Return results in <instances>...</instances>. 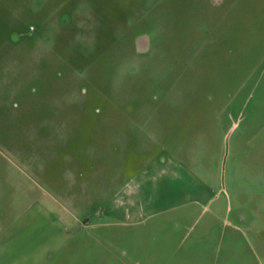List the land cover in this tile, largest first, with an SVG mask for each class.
Here are the masks:
<instances>
[{"label": "rangeland", "instance_id": "374dc122", "mask_svg": "<svg viewBox=\"0 0 264 264\" xmlns=\"http://www.w3.org/2000/svg\"><path fill=\"white\" fill-rule=\"evenodd\" d=\"M0 264H264V0H0Z\"/></svg>", "mask_w": 264, "mask_h": 264}, {"label": "flooded vegetation", "instance_id": "af4514ba", "mask_svg": "<svg viewBox=\"0 0 264 264\" xmlns=\"http://www.w3.org/2000/svg\"><path fill=\"white\" fill-rule=\"evenodd\" d=\"M223 2V0H217V2H214L213 0H210V3L213 5V6H219L221 5ZM62 20V24L63 25H66L69 20L66 17H63ZM141 46V48H139ZM150 47H151V44H150V41H149V37L147 35H140L139 37L136 38L135 40V50L138 54H147L149 51H150Z\"/></svg>", "mask_w": 264, "mask_h": 264}, {"label": "crops", "instance_id": "0c3cea01", "mask_svg": "<svg viewBox=\"0 0 264 264\" xmlns=\"http://www.w3.org/2000/svg\"><path fill=\"white\" fill-rule=\"evenodd\" d=\"M166 211H167V210H166ZM159 213H162V212L160 211V212H158V213L151 214V215H149V216H154V215H157V214H159Z\"/></svg>", "mask_w": 264, "mask_h": 264}]
</instances>
